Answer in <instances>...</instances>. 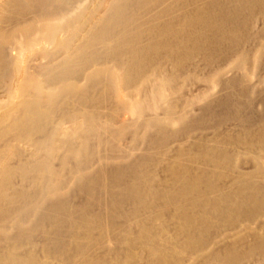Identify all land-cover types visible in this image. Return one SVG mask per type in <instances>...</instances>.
I'll return each mask as SVG.
<instances>
[{
	"label": "bare ground",
	"instance_id": "bare-ground-1",
	"mask_svg": "<svg viewBox=\"0 0 264 264\" xmlns=\"http://www.w3.org/2000/svg\"><path fill=\"white\" fill-rule=\"evenodd\" d=\"M261 14L264 0H0V264H264V128L250 170L201 142L153 172L202 120L178 79L212 68L226 87L230 56L247 77ZM126 136L154 155L111 163L133 155Z\"/></svg>",
	"mask_w": 264,
	"mask_h": 264
},
{
	"label": "rangeland",
	"instance_id": "rangeland-1",
	"mask_svg": "<svg viewBox=\"0 0 264 264\" xmlns=\"http://www.w3.org/2000/svg\"><path fill=\"white\" fill-rule=\"evenodd\" d=\"M259 16L260 15L257 16L258 18H256V20H254V22L252 23L253 26L251 25L252 28H250L251 29L250 33L253 37L252 38L250 37L251 39L247 40L246 43H244V45L242 46L243 48H245V52L247 53L246 66H245V68L247 69V73H246L247 77L246 76L242 77L243 75L234 69L233 62H232L234 60V57L232 56L231 58L230 56L228 59L224 60L226 62H222V63H220L221 61L219 62L220 63L219 69L221 68V71L219 72L221 73L217 75V79L220 78V76L221 78L222 77L224 78L223 80L225 84H228L226 85L227 88L225 87V85L216 86V87L211 86L210 77H212V74L214 72L212 68H210V71L212 73L208 72L209 69L206 70L200 67L199 68L200 70L197 71L196 73L188 77H181L178 79L177 83L175 84V92L171 95H174V96L184 95L185 97H184V100L182 101V104H184L186 109H188L187 114L189 118L194 119V118L202 117V120L200 124L194 129V131L192 130L190 135L184 136V137H178L179 140L176 138L178 141H175L176 139H173L174 142L168 141L167 146H166V151L164 152V156L161 159H159L156 165L153 166V172L155 175L156 183H159L167 178L165 167L173 164V160L178 153V150L176 151V149H179V148L186 149L187 147H190V146H197V144L201 142H203L207 146H213L215 142H225L226 145L228 146L226 150L235 149L237 151V156H238L237 158H239L240 160L247 159L246 160L247 162L246 161L241 162L240 164L241 168L245 171L251 169V164L249 162V159L257 156L256 155L257 148H259L257 139L261 136L263 132V128H264L263 126V122H264V67H263L264 58L261 57V59L263 58L262 61L259 60V62L257 63L258 61L257 51L258 49H260L259 47L261 46V44H264V15L261 14L260 18ZM255 55H256V58H255ZM261 62L262 64L260 65ZM235 80H236V82H234L235 86L230 85L232 84L231 81H235ZM228 82H230V84ZM236 83L239 84V86ZM228 86H232V87H228ZM241 86L244 89H247L245 90V95L240 93L242 92ZM205 92L210 93L211 97H208L210 101L206 96H204L206 95ZM205 98L208 99L207 100L209 101L208 104L210 103L209 105L210 106L212 105V107L215 103H217L218 100L219 101L226 100L229 106H226V107L217 106L218 108L214 106L213 107L214 109L211 107V109L209 110L210 112L209 113L208 111H205L206 108H204V105L207 102ZM208 104L206 105V107L209 106ZM237 105H239L238 107L240 108V110L239 108H237ZM247 105L249 108H247ZM232 106H234V108ZM232 110H235V111H232ZM236 139L243 140L242 144H237L234 146L230 145L233 142H235ZM123 147H124L123 149L124 151L126 152L130 151L131 154H133L134 156L131 155L128 157V160L127 158H125L120 162L117 160L115 161L110 160L111 163L112 162H115V163L122 162L121 164H127L133 159H135L137 156H140V154H142L144 151L148 153L151 152L149 153L151 156L154 155L153 154L154 150L149 151L147 149L148 147L146 146L145 142H141V143L135 142L133 144V141H131L129 136L124 137L122 141V148ZM261 156L264 157V153ZM130 157H133V158L131 159ZM111 163H107L106 165H110ZM190 167H192V165H190ZM247 167L250 169H248ZM79 198L81 199V195L79 196ZM80 199L77 201L78 203L80 202ZM82 199H81V202L83 204L85 202L84 201L85 199L83 197ZM76 200L77 199H74L75 202ZM263 221H264V218L260 222H263ZM258 223H255V225L257 224V226H255L254 224H253L254 226L251 225L252 228L260 230V228L258 227L259 226ZM241 228H243L242 225H241ZM241 228L238 229L237 227L236 228L237 230L236 229L233 231L231 230L232 232L231 231H223V233L221 232V234H219L220 236L218 235L215 238V244L213 247L215 248L223 247V245L225 246L226 244L228 245L232 243V241L235 240L234 238L236 237H234L235 235H231V234L238 233V231ZM220 242H223V243H220ZM241 263L242 264H262L258 261V259H252V260L246 259L244 260V262L242 261Z\"/></svg>",
	"mask_w": 264,
	"mask_h": 264
}]
</instances>
